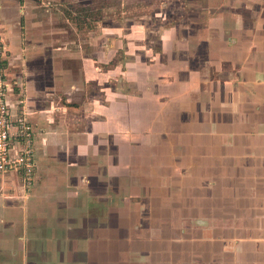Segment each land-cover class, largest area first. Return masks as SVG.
I'll use <instances>...</instances> for the list:
<instances>
[{
  "label": "crops",
  "instance_id": "crops-1",
  "mask_svg": "<svg viewBox=\"0 0 264 264\" xmlns=\"http://www.w3.org/2000/svg\"><path fill=\"white\" fill-rule=\"evenodd\" d=\"M46 2L0 0L12 111L33 124L38 162L32 190L15 182L23 181L19 173L0 172V264H264V0L226 7L219 37L205 27V37L193 42L204 49L202 56L194 53L204 64L193 74L195 80L203 74L202 86H188L197 109L190 108L189 94L188 117L170 118L175 102L185 112L181 96L157 97L160 124L164 118L171 132L153 138L158 148L172 136L171 147L156 155L149 140L137 152L142 164L149 158L145 168L154 169L156 188L141 187L139 202L131 199L139 203L133 213L126 206L130 195L101 196L102 182L114 183L117 159L127 158L128 146L115 152L108 143L106 167L93 163L91 174L82 173L89 143V150H101L94 141L99 134L69 129L81 119L68 118L71 105L62 96L78 81L68 79L67 53L51 49ZM56 190L59 198L52 197ZM18 209L24 211L20 228Z\"/></svg>",
  "mask_w": 264,
  "mask_h": 264
},
{
  "label": "rangeland",
  "instance_id": "rangeland-1",
  "mask_svg": "<svg viewBox=\"0 0 264 264\" xmlns=\"http://www.w3.org/2000/svg\"><path fill=\"white\" fill-rule=\"evenodd\" d=\"M46 4L51 8L53 21L49 41L51 49L61 48L62 52L67 53L68 79L78 81L70 82L69 86L75 88L78 83L77 88L73 90L70 87L62 96L68 98L67 103L62 98V103L71 105L68 118L81 119L80 125L70 124L69 129L78 133L82 131L84 135L88 131L99 134L94 141L101 150H89V143L85 149L87 153L82 173L91 174L95 169L93 163H102L106 167L108 143L109 149L115 152L122 147L125 152L128 146L125 153L127 158L122 155L117 159L114 183L102 182L101 196L130 195V205L126 206L133 213L139 209V203L136 205L135 202H139L141 187L146 191L148 185L156 188L154 169L145 168L149 158H145L142 164V157L137 152L149 140L155 146L152 148H155L156 155L159 148L171 147L167 142L172 136L162 140L164 143L158 148V142L153 138L154 135L171 132L164 118L160 124L161 108L160 112L155 109L157 97L165 102V99L170 101L172 97L175 100L181 96L180 105L185 107V112L181 113L183 109L175 106V102L170 105V118L188 117L186 106L189 94L192 95L190 108L194 110L197 107L198 98L188 86L195 84V81L196 88L202 86L198 82L203 81V74L197 75V80L193 74L196 70L202 71L204 64L203 60H195L194 53L202 56L204 49L193 42L196 38L205 37V27H208L207 32L211 36L219 37V13L226 7H236L238 0H228L227 3L222 0H50ZM215 42V47H218L219 42L216 39ZM61 62L63 65L64 61ZM175 138L173 142L178 144ZM156 155L152 163L158 166ZM145 170L152 173L149 175ZM14 180L24 186L19 177ZM126 184L127 193L123 189ZM16 190L11 191L12 196L16 194L20 197ZM56 191L52 197L59 198V190ZM164 191L166 189L158 190V194L163 195ZM131 199L136 201L132 203ZM40 206L44 205H35L37 208ZM82 208L83 212L90 213L86 209L88 207ZM18 210L19 215L15 214L14 217L19 220L16 222H19L20 228L24 211ZM73 217V213L69 212L65 219L71 220ZM24 257L22 254L20 261ZM6 260H10V257H5Z\"/></svg>",
  "mask_w": 264,
  "mask_h": 264
},
{
  "label": "built area",
  "instance_id": "built-area-1",
  "mask_svg": "<svg viewBox=\"0 0 264 264\" xmlns=\"http://www.w3.org/2000/svg\"><path fill=\"white\" fill-rule=\"evenodd\" d=\"M6 53L0 35V172L19 173L25 186L32 187L38 170L36 134L26 113L13 114L10 94L15 88L7 74Z\"/></svg>",
  "mask_w": 264,
  "mask_h": 264
}]
</instances>
